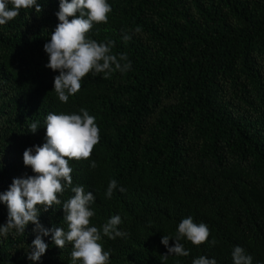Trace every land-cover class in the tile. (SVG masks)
<instances>
[{
  "label": "trees",
  "instance_id": "trees-1",
  "mask_svg": "<svg viewBox=\"0 0 264 264\" xmlns=\"http://www.w3.org/2000/svg\"><path fill=\"white\" fill-rule=\"evenodd\" d=\"M107 2V23L87 35L114 41L112 54H126L131 69L108 79L89 73L67 103L54 91L59 73L45 67L59 0H37L42 13L21 9L0 26V193L14 178L34 175L23 153L46 142V116L84 108L95 117L99 143L88 160L69 166L73 186L95 197L93 226L121 217L126 237L100 241L110 264H192L199 256L234 264L236 246L264 264V0ZM73 195L66 190L60 199ZM55 207L41 209L40 223L67 231ZM187 217L208 226V241L184 239L190 254L162 262V237L174 238ZM7 218L0 203V225ZM33 229L30 223L24 235L0 237V264H34L27 258ZM43 239L48 249L35 264H70V244L60 249L51 236Z\"/></svg>",
  "mask_w": 264,
  "mask_h": 264
},
{
  "label": "clouds",
  "instance_id": "clouds-1",
  "mask_svg": "<svg viewBox=\"0 0 264 264\" xmlns=\"http://www.w3.org/2000/svg\"><path fill=\"white\" fill-rule=\"evenodd\" d=\"M21 9L43 11L37 0H0V26L16 18ZM111 11L107 0H59V11L56 13L59 23L49 42L44 45V51L49 58L45 67L59 73L54 77V91L60 102L67 103L70 96L77 94L81 90L82 79L89 73H103V78L108 79L116 71L124 73L131 69L126 54H120L119 58L112 54L114 41L98 43L87 35L94 24L107 23ZM134 31L139 33L141 28L138 26ZM122 39L127 42L131 36L124 34ZM45 123L46 142L27 148L23 153L24 166L30 167L34 175L14 178L9 189L0 193V203L8 209L7 223L0 225V237H7L11 233L24 235L31 223L36 237L29 245L27 258L34 264L46 253L48 245L43 237L48 236L60 249L66 244L72 246L70 264H110L111 252L105 251L100 241L102 237L112 240L126 237L127 233L119 230L121 217L114 215L101 227L93 226L90 221L95 212L91 205L95 197L91 191L86 192L84 186H73V169L69 166L72 160H88L94 146L99 143L95 117L81 108L78 114L49 113ZM38 124V121L30 124L32 134L37 132ZM91 166L96 167L95 162ZM117 187L118 182L111 180L106 197L110 199ZM66 190L74 195L62 201L60 196ZM119 191L123 192L124 189L121 187ZM55 206L63 209L67 231L57 226L48 229L40 223L41 209L47 212L55 209ZM209 236L210 230L206 224L194 223L192 217L182 219L174 238L167 235L162 237L161 244L167 249V254L161 256V261L173 255L187 257L190 252L185 249L182 240L199 246L208 241ZM169 240L175 241L174 246L169 247ZM210 243L215 245L216 240ZM232 259L234 264H252L251 256L245 255L240 246L234 247ZM192 264L217 262L199 256Z\"/></svg>",
  "mask_w": 264,
  "mask_h": 264
}]
</instances>
